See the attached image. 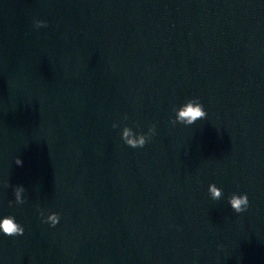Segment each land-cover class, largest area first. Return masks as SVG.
Segmentation results:
<instances>
[{
  "label": "water",
  "instance_id": "1",
  "mask_svg": "<svg viewBox=\"0 0 264 264\" xmlns=\"http://www.w3.org/2000/svg\"><path fill=\"white\" fill-rule=\"evenodd\" d=\"M0 214V264H264V0H0Z\"/></svg>",
  "mask_w": 264,
  "mask_h": 264
},
{
  "label": "clouds",
  "instance_id": "2",
  "mask_svg": "<svg viewBox=\"0 0 264 264\" xmlns=\"http://www.w3.org/2000/svg\"><path fill=\"white\" fill-rule=\"evenodd\" d=\"M46 23L42 20L33 21V27L39 29L45 27ZM174 114V119L170 118L169 123L173 126L176 124H182L184 126L192 125L197 120L203 119L207 116L203 104L200 102L198 97H193L180 103L179 106L174 105L171 109ZM123 120H127L128 116L124 115ZM113 129L118 127L116 122L112 123ZM156 135L155 125H149L146 131H136L128 127L123 126L120 129V140L124 145L130 148H142L146 142L150 141L152 137ZM16 165L20 164V160L16 159ZM207 193L211 200L218 201L221 198V192L215 184H209L207 187ZM25 188L22 185H16L12 188L13 200L8 201L9 207L13 205H21L25 202ZM227 204L230 209L240 214L247 210L249 206L248 195L246 193H235L233 192L227 197ZM37 216L41 223L47 224L49 227H55L59 220V213L49 214L43 210H36ZM24 226L16 220V217L12 214H0V236L2 237H14L20 236L24 233Z\"/></svg>",
  "mask_w": 264,
  "mask_h": 264
}]
</instances>
